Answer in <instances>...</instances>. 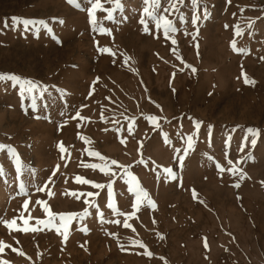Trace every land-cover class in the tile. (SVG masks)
Wrapping results in <instances>:
<instances>
[{
    "label": "rangeland",
    "instance_id": "374dc122",
    "mask_svg": "<svg viewBox=\"0 0 264 264\" xmlns=\"http://www.w3.org/2000/svg\"><path fill=\"white\" fill-rule=\"evenodd\" d=\"M205 7L209 18L201 15L196 35L186 0L181 11L189 23L177 21L179 31L172 36L173 44L151 22L152 34H143L137 22L141 0H126V11L121 14L128 17L126 22L104 20L105 27L112 29L111 36L92 32L87 13L67 0H0V73H15L48 89L45 98H37L33 111L17 88L0 83V144L18 153V160H10L6 148L0 151V167L5 170L0 177V221H11L21 212L24 218L30 212L34 218L47 220L38 199L46 201L54 214L85 209L91 213L72 222L66 244L55 230L24 233L0 222V242L9 246L0 261L264 264V60L260 59L264 57V0H201L200 11ZM96 15L99 22L106 13ZM11 17L45 20L51 31L34 34L22 26L4 28L5 19ZM236 25L242 36H234ZM233 41L250 54L234 52ZM245 77L250 83H245ZM57 88L66 89L67 97L58 96ZM82 105H87L80 112L86 119H71ZM151 116L159 119L154 122ZM194 122H201L198 137ZM249 127L260 130L254 149L251 137L244 140ZM188 136H192L194 151L186 153ZM59 142L66 148L64 159ZM90 150L130 165L129 171L148 192L155 209L146 202L139 211L132 207L135 197L127 190V177L120 178L122 171L118 170L109 190L108 177L99 168L87 167L103 163L90 157ZM185 156L183 167L178 168V157ZM141 159L147 166L139 163ZM240 159L244 163L237 167L246 174L242 180L217 170L218 165L231 167L228 160ZM57 165L59 171L48 185L55 195L36 192ZM16 166L21 168L20 180L29 184L28 211L22 209L28 197L16 195ZM167 167L177 172L182 186L177 181L164 182ZM77 176L104 183L105 188L78 184ZM236 183L239 188L233 187ZM73 192L100 195L77 199ZM98 213H103L104 223ZM120 213L132 216L131 227H123ZM117 220L121 223H114ZM17 225L23 227L22 221L18 219Z\"/></svg>",
    "mask_w": 264,
    "mask_h": 264
},
{
    "label": "snow or ice",
    "instance_id": "6c2138e0",
    "mask_svg": "<svg viewBox=\"0 0 264 264\" xmlns=\"http://www.w3.org/2000/svg\"><path fill=\"white\" fill-rule=\"evenodd\" d=\"M230 2V0H229ZM67 3L70 5H73L78 11H84L87 13L89 17V25L90 30L94 33L101 34V35H109L112 34V29L110 27H105L104 20H107L112 23L122 24L127 21L128 17L126 15H122L126 11V0H67ZM187 3H190L191 5V24L194 28L197 29L196 35H198V25L201 20V15L203 16V19H208L209 14L207 12L206 7L203 9V11H200V3L201 0H187ZM88 5V7H85L84 5ZM105 4L112 5V7L105 8ZM186 6V0H141V9L138 11L139 20L137 21L139 24L143 26V34H152V30L149 28V23L151 22L155 29L158 32H162L164 37L166 39H172V36L176 34L179 31V28L177 26V21H179L180 24L187 25L189 23L188 17L185 12L181 11L182 8ZM97 12H105L106 16L103 18V20H100L98 22L97 20ZM118 16L120 17L118 19ZM9 19L11 20V24H9ZM54 22H58L60 25L64 24V21L62 19L53 18ZM17 26H22L23 30L25 32H32V33H39L41 30L45 31H51L48 23L45 20L42 19H23L20 17H11L6 18L4 21V28H11L12 30H16ZM228 27L227 25L225 26ZM249 28H252V24H249ZM190 33L185 32V35H189ZM236 35H243V31L239 29V26H234V36ZM195 39V35L193 36ZM59 42V41H58ZM62 43V42H60ZM172 43H176L174 39H172ZM231 47L233 48V51L237 54H244L248 55L250 52L243 48H237L235 41L231 42ZM198 48V44H197ZM100 51H108L107 49H100ZM112 55H115V53H110ZM127 57L125 58V63L127 62ZM260 59L264 60V57H260ZM191 71L195 73L197 70L192 67ZM98 80V78H97ZM0 83L4 84L6 87H13L17 88L19 94L29 101L28 108L36 111L37 110V98H45V94L48 92V89L42 84L37 83L35 80L30 78L22 77L15 73H0ZM245 83H250V81L247 80L245 77ZM251 83H254L252 81ZM56 92L58 96L62 94L64 97H67L68 93L66 89H56ZM91 95V93H90ZM211 95V93H210ZM83 107H87V105H82L79 109L76 110L75 114L72 115L70 118L74 120H84L85 117H82L80 115V112L82 111ZM39 118V117H35ZM125 119H129L128 117H125ZM152 121H157L159 118L156 116L149 117ZM116 123H119V121H115ZM201 122H194V126L197 129V137L199 135L198 128L200 126ZM159 126L158 124L156 125ZM104 131H108V129H104ZM117 131H120V129H117ZM132 127L129 126L128 133L132 134ZM79 135V134H78ZM260 136V130L255 129L252 127H249L245 130V136L244 140L249 141L250 139V145L251 148L254 149L256 147V144L258 143ZM10 138V137H9ZM121 143L126 144V140H121ZM141 148L143 147L142 141H138ZM7 149V155L9 156L10 160H18V153L16 152V149L9 145L0 144V151H3L4 149ZM58 150L61 152V159H64V153L66 151L65 146L63 145V142L58 143ZM139 151V150H138ZM179 149H177V153H179ZM184 151L191 152L194 151V145L192 143V136L187 137V146L184 149ZM243 151V149H241ZM88 155L93 158H98L100 161H102V165H96L91 164L87 165V167L96 170L99 168V171L104 173L108 177L107 181V187L109 190L111 189L112 184L114 183V179L118 175V170L123 172V176L120 178L123 179L124 176L127 177V184L129 185V188L127 189L128 192L132 193L135 197V203L132 205V207L139 211L142 206H145L143 202H146V206L155 209V203L150 199L149 194L147 191H145L142 186L139 184L137 177L132 174L129 171L130 165H122L120 164L116 159L108 160L103 155H101L98 151H89ZM142 155V153H141ZM248 159H253V157L249 156ZM186 159L185 157H178L177 160V167L182 168L183 167V161ZM140 164H143L147 166V161L144 159H141L139 161ZM244 163L243 159H240L233 163V161L228 160V164L232 165L228 169H225L221 166H217V170L219 172H225L227 171L232 176H239L240 179H244L246 174L243 173L242 169L237 167V165ZM115 166V168H113ZM59 165L56 166V168L52 171L51 176L43 183V185H38L35 188L36 192H45L47 191V194L49 197L54 196L55 193L49 189L48 185L52 183V176L56 175V172L59 171ZM67 167V165H65ZM15 170L17 172L16 180H17V196H24L28 197L27 200L22 204V209L24 211L29 210V204L31 203L30 200V194L28 191L29 184L25 183L24 181L20 180L21 175V168L19 166L15 167ZM163 180L164 182H172L177 181L178 186H182V183H180V178L176 171H174L171 167H167L163 169ZM32 175H35V173H31ZM5 176V170L0 167V177ZM67 182V181H66ZM76 183L81 185H89L90 187L94 189H103L105 188L104 183H98L94 181H90L88 179H83L80 176L76 177ZM264 184V182H262ZM233 187L239 188L240 184L236 183L233 185ZM68 193H64V195H67ZM72 195L76 196L77 199L80 198V195H84L86 197H93V196H99V192H86L77 194L75 192L72 193ZM193 195L195 198V190H193ZM37 204L44 205V212L47 214L48 219H37L31 216V213L29 212V215L27 218H24L23 213H19L17 217H14L11 221H0L3 223V226L12 230V231H21L24 233H28L29 231L35 233L38 231H43L45 228H47L49 231L55 230L57 235H60L63 237V243L66 244L68 239V234L70 231V226L73 221L77 220H83L91 215L85 209L82 213H61V214H54L49 206L47 205L46 201L43 200H37ZM85 204H89V201L87 199L84 200ZM202 203V201H201ZM90 207L97 208L98 205L91 204ZM109 207H112V205H109ZM115 211V210H114ZM100 216V222L104 223L103 213H98ZM120 215L124 216L123 221V227L129 228L131 225L128 223V220L132 218L131 215L120 213ZM22 221L23 227H20L17 225V220ZM35 219V224H30V220ZM57 220L59 221V224H57ZM155 223V221H153ZM116 224H120L121 222L119 220L114 221ZM85 234H87V229H84ZM134 231V229H133ZM109 235H115L112 233H109ZM161 239L163 237L161 236ZM206 239V238H205ZM136 241H133V246L136 245ZM83 246V245H82ZM5 247H9L2 242H0V255H3V250ZM139 247L143 248L145 247L143 244H140ZM205 247L207 248V243L205 242ZM63 250V249H62ZM121 250H125L123 246H121ZM12 251H17V249L13 248ZM19 255L23 256L25 255L23 252H19ZM147 255L151 257L152 253L148 252ZM0 264H8L7 261H0Z\"/></svg>",
    "mask_w": 264,
    "mask_h": 264
}]
</instances>
